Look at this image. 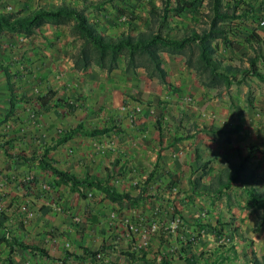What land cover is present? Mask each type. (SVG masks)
Segmentation results:
<instances>
[{
	"label": "crops",
	"instance_id": "crops-1",
	"mask_svg": "<svg viewBox=\"0 0 264 264\" xmlns=\"http://www.w3.org/2000/svg\"><path fill=\"white\" fill-rule=\"evenodd\" d=\"M222 4L231 44L212 45L216 59L236 72L221 91L204 86L183 54L161 53L167 84L124 58L111 72L95 64L77 69L82 41L73 21L0 34V264H235L236 257H264V220L246 195L264 193V81L246 73L255 57L264 73V0ZM163 6V0H0V15L73 8L102 37H118L144 32L151 12ZM211 14L209 0L195 2L169 15L164 33L209 30ZM79 125L109 131L64 138ZM235 127L241 130L230 132ZM238 155L248 157L246 183L216 194L217 173ZM44 156L63 172L108 180L117 193L139 200L111 201L96 188L82 196L57 183L40 165Z\"/></svg>",
	"mask_w": 264,
	"mask_h": 264
},
{
	"label": "trees",
	"instance_id": "trees-1",
	"mask_svg": "<svg viewBox=\"0 0 264 264\" xmlns=\"http://www.w3.org/2000/svg\"><path fill=\"white\" fill-rule=\"evenodd\" d=\"M199 0H175L172 5L171 0H163L162 9H154L151 12L152 24L137 35L122 34L118 37H102L95 27L90 24L84 12L81 10L62 7L52 11L40 9L22 18H13L0 15V34L6 30H24L27 33L33 32V27H37L46 21H54L56 24H66L73 21V34L82 41L79 51L74 56V64L77 69H86L93 64L100 68L113 71L117 68L118 62L124 58L127 65L133 68H144L149 78H156L160 83L167 84V73L163 68L161 53L167 52L171 55L183 54L186 63L193 68L200 78V82L209 88H217L219 91L229 88L235 79L236 69L223 65L216 59V48L212 45L216 39L229 46L231 43L226 36V24L223 22L229 19L226 11H223L222 0H209L210 28L204 29L201 33L193 30L185 33L182 37L172 38L169 33H164L168 29L169 15H179L194 8L195 2ZM259 57L249 58L250 69L246 73H251L259 80L264 81V73L258 66ZM232 78V79H231ZM159 123V122H158ZM240 127H235L230 132L240 131ZM107 128L84 130L81 125L71 130L64 138H69L77 132L88 137H95L107 133ZM3 147V145H2ZM252 150V148H251ZM248 157L238 155L236 161H230L224 169L216 175L214 185L218 187L216 194H222V189L229 188L232 184L245 182L241 178ZM43 168L49 169L58 178V184L70 185L72 191L81 193V189L96 188L105 193L111 201H138L129 194H119L111 187L108 180L95 176L86 175L78 178L73 174L63 172L47 161L44 156L40 160ZM207 166L203 170L207 172ZM246 183V182H245ZM205 189H208L205 187ZM210 190V187L209 189ZM248 202L255 206V210H263L262 220H264V193H257L255 190H247ZM257 230V229H256ZM22 248H30L21 242L14 241ZM95 256L96 253H91ZM43 255L49 258L47 253ZM252 264H264V257L260 260H253Z\"/></svg>",
	"mask_w": 264,
	"mask_h": 264
},
{
	"label": "built area",
	"instance_id": "built-area-1",
	"mask_svg": "<svg viewBox=\"0 0 264 264\" xmlns=\"http://www.w3.org/2000/svg\"><path fill=\"white\" fill-rule=\"evenodd\" d=\"M199 1H204V0H199ZM132 18V13H128V15H125L122 17V19L124 21H127L129 19ZM262 25H264V19L262 20ZM33 179H31L30 181H32ZM35 183L32 181L31 185H34ZM40 188L43 191H49L50 190V185L48 183H40ZM83 191V189H81ZM22 210L25 212L27 218H32L34 216V212L28 207V205H23L22 206ZM103 253L99 252L97 254V259H101L102 258Z\"/></svg>",
	"mask_w": 264,
	"mask_h": 264
},
{
	"label": "rangeland",
	"instance_id": "rangeland-1",
	"mask_svg": "<svg viewBox=\"0 0 264 264\" xmlns=\"http://www.w3.org/2000/svg\"><path fill=\"white\" fill-rule=\"evenodd\" d=\"M194 13L191 14V16H193ZM193 20V19H191ZM184 34V32H180L179 36H182ZM262 213H263V210H259L257 212L258 216L260 217V219H262ZM253 260H248L247 258H235V264H252Z\"/></svg>",
	"mask_w": 264,
	"mask_h": 264
}]
</instances>
